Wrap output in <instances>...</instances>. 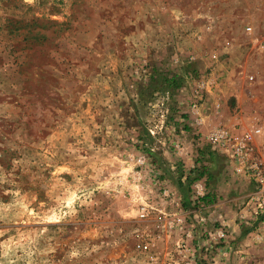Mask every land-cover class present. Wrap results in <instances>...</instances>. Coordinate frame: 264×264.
Instances as JSON below:
<instances>
[{"label": "rangeland", "instance_id": "obj_1", "mask_svg": "<svg viewBox=\"0 0 264 264\" xmlns=\"http://www.w3.org/2000/svg\"><path fill=\"white\" fill-rule=\"evenodd\" d=\"M259 114L264 0H0V264H264L234 259L252 180L200 137Z\"/></svg>", "mask_w": 264, "mask_h": 264}, {"label": "built area", "instance_id": "obj_2", "mask_svg": "<svg viewBox=\"0 0 264 264\" xmlns=\"http://www.w3.org/2000/svg\"><path fill=\"white\" fill-rule=\"evenodd\" d=\"M245 30L247 32H250L252 28L248 25L245 27ZM211 57L217 58V54L212 53ZM246 76L247 80H249L248 82H254L257 76V72L247 73ZM200 77H202L203 80V78L205 79L206 74H203ZM207 83L209 84V89H211L213 86L217 85V79L211 76ZM196 93L199 94L198 89H196ZM197 101V99H194L192 101V106L190 108L192 113L197 110ZM261 122L262 120H259L256 115L247 123V125H240L238 126V128L233 127V130H235V132L237 133L230 131L229 128L226 127H215L206 133H202L200 136L201 138H203V140H206L207 142L215 146L229 148L232 151L233 156L236 158V164L234 167L235 171L238 173H242L244 176L251 179L254 183L255 190L248 194L244 201V207L248 211L247 213L249 214V216L247 217V215L244 214L240 219L242 220L241 223L246 222L247 224L251 225V229L249 230V232L254 233V240L257 241V243H264V162L262 163L259 161L261 157L256 154L255 146L252 144V141L254 139L258 140V143L260 141V144L264 147V124H262ZM174 144L175 147H181L182 141L180 142L178 140ZM253 152L255 153V156H253V159H250L249 154H252ZM193 168L198 171V177L202 178L205 173L203 172L202 168L201 170H199V163L195 164ZM185 170V167H181L180 173L182 176L187 177V180H189V177H191V173L189 170ZM201 173L202 175H200ZM206 181L207 180H203L202 182L196 184L197 194L200 190H203L202 194L205 195L204 192L206 191L204 189L206 187L205 185L207 184ZM146 213L147 206L142 205L140 207L139 214L141 217H143L146 215ZM178 221H181L180 217L178 218ZM217 234L219 239H226L227 237L226 230L223 226L218 228Z\"/></svg>", "mask_w": 264, "mask_h": 264}, {"label": "crops", "instance_id": "obj_3", "mask_svg": "<svg viewBox=\"0 0 264 264\" xmlns=\"http://www.w3.org/2000/svg\"><path fill=\"white\" fill-rule=\"evenodd\" d=\"M234 96H236V95H234ZM202 109H203V107H202ZM242 118L243 117H247L248 118V116L249 115H240ZM257 118H259V120L261 119L262 120V124H264V114H259V115H257ZM249 121V120H248ZM242 123H243V119H242ZM243 125V124H242ZM177 148V156H178V159L179 160H181L182 162H184L185 163V165H187V166H190V165H192L193 164V161H194V157H195V149H194V145H192V144H187L186 142H182V146L181 147H176ZM259 149V148H258ZM259 156V155H258ZM214 161H215V154H214ZM259 161L260 162H264V157H262L261 159H259ZM211 170V169H210ZM212 172H213V170H211ZM214 174V173H213ZM214 176V175H213ZM219 176H221V175H219ZM180 178H183V177H180ZM190 178V177H189ZM221 177H215L214 176V187L213 188H216L217 190H218V193H221V194H223L224 195V190H225V184L224 183H221ZM179 181V180H178ZM252 182V181H251ZM177 183H180V181L179 182H177ZM184 186H176V184L174 185V189H176L177 190V193H179L180 194V191H182V189L181 188H183ZM185 188V187H184ZM255 187H254V183L252 182V184L250 185V187H249V189H248V191H247V194L246 195H248V194H250L252 191H254L255 189H254ZM175 193V192H174ZM176 194V193H175ZM188 196V195H187ZM244 201L245 200H242V201H239V205L240 206H242L243 204H244ZM223 206H222V203H220L219 205H216L215 207H212L211 208V211L212 210H218V209H221ZM245 208V207H244ZM243 208V209H244ZM229 222V221H228ZM229 224H231L230 222H229ZM234 224V223H233ZM237 224L235 223V225H229V228L232 230V232H234V233H236V228H237ZM210 228V227H209ZM237 229H239V228H237ZM240 230V229H239ZM218 233V229H210V238L208 239V241L209 242H217V240H216V238L215 237H217V234ZM254 233L253 232H249V235H247V238L245 239V243H243V242H240L239 241V244H240V246L238 245L237 246V251L235 252V260L236 259H245L247 256H244V255H242L243 254V252H246V253H248L247 251H250L252 248H255V247H253V243H257V241H255L254 240ZM232 238H236V240H238V236L237 235H234ZM253 239V240H252ZM258 244V243H257ZM246 245H248V246H246ZM242 247V248H241ZM221 264H223L224 263V261H221L220 262ZM219 263V264H220Z\"/></svg>", "mask_w": 264, "mask_h": 264}, {"label": "trees", "instance_id": "obj_4", "mask_svg": "<svg viewBox=\"0 0 264 264\" xmlns=\"http://www.w3.org/2000/svg\"><path fill=\"white\" fill-rule=\"evenodd\" d=\"M201 174H202V173H201ZM201 174H200V175H201ZM209 196H210V195L207 194L205 197H209Z\"/></svg>", "mask_w": 264, "mask_h": 264}]
</instances>
